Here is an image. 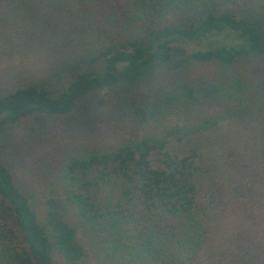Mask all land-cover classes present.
<instances>
[{
    "label": "trees",
    "instance_id": "16d2710c",
    "mask_svg": "<svg viewBox=\"0 0 264 264\" xmlns=\"http://www.w3.org/2000/svg\"><path fill=\"white\" fill-rule=\"evenodd\" d=\"M234 1L0 0V58L61 44L68 71L60 89L33 82L0 96V264L196 263L207 240L196 212L199 155L168 148L232 118L264 117V0H243L248 12L223 7ZM190 62L219 74L182 79ZM165 69L170 84L127 107L130 135L63 151L54 168L35 158L46 171L26 187L8 146L35 148V118L69 116L94 92ZM195 107L206 113L188 120ZM177 116L184 122L165 124Z\"/></svg>",
    "mask_w": 264,
    "mask_h": 264
},
{
    "label": "rangeland",
    "instance_id": "374dc122",
    "mask_svg": "<svg viewBox=\"0 0 264 264\" xmlns=\"http://www.w3.org/2000/svg\"><path fill=\"white\" fill-rule=\"evenodd\" d=\"M226 4L224 8L236 12L252 9L243 0ZM195 16L192 11L180 19ZM60 46L45 48L42 56H38L37 50L0 58V96L15 86L33 82L54 90L66 86V53ZM165 71V76L156 73L128 87L94 92L81 100L69 116L35 118L36 151L24 144L19 148L14 144L8 146L16 174L23 178L27 188L31 187L41 181L42 172L46 171L35 158L48 156L49 166L54 168L55 157L63 151L111 145L130 135L133 123L127 107L158 96L170 84V70ZM179 74L187 81H202L219 72L214 64L190 62ZM194 109L186 112L188 120L206 113L205 108ZM184 119L168 117L165 124H181ZM168 149L178 156L192 151L199 155L202 171L195 178L196 212L206 229L207 240L195 264H264V117L232 118L208 133ZM46 187L42 185L41 189ZM15 229L17 244L26 247Z\"/></svg>",
    "mask_w": 264,
    "mask_h": 264
}]
</instances>
